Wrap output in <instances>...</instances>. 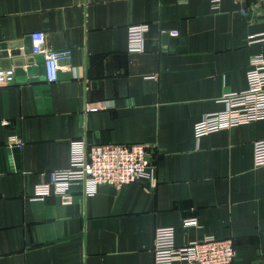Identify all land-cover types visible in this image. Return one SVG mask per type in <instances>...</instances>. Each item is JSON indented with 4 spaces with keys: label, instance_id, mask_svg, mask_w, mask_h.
Masks as SVG:
<instances>
[{
    "label": "crops",
    "instance_id": "0c3cea01",
    "mask_svg": "<svg viewBox=\"0 0 264 264\" xmlns=\"http://www.w3.org/2000/svg\"><path fill=\"white\" fill-rule=\"evenodd\" d=\"M143 22L144 48L131 52L127 26ZM32 31L70 54L54 81L33 61L22 66L32 80L0 85V264H153L154 231L167 226L176 245L229 238L232 264H264V165L252 159L264 118L193 134L225 108L224 94L246 87L250 56L264 57V4L0 0V43L34 56L23 50ZM11 59L0 67L15 69ZM12 133L21 147L7 145ZM73 140L142 143L154 174L90 194L72 184L67 203L34 198L48 171L68 167Z\"/></svg>",
    "mask_w": 264,
    "mask_h": 264
},
{
    "label": "built area",
    "instance_id": "2783aa9c",
    "mask_svg": "<svg viewBox=\"0 0 264 264\" xmlns=\"http://www.w3.org/2000/svg\"><path fill=\"white\" fill-rule=\"evenodd\" d=\"M264 4V0H256ZM148 23H133L127 26V48L131 52L142 51L144 34ZM175 34L176 30L170 31ZM31 53L42 54L44 77L51 82L58 78L60 60L69 57L68 49H54L46 44L43 31L29 33ZM14 67H0V85L13 83ZM246 87L238 92L226 93L221 97L225 108L209 113L193 125L195 137L228 129L264 118V57L261 53L249 58L246 70ZM4 123H7L4 121ZM7 145L21 147V136L12 133ZM253 164L264 165V139L253 142ZM155 163L152 150L142 143H101L85 145L84 141L73 140L69 165L65 169L47 172L48 178L34 185V198L56 194L64 203L70 202L69 187L81 184L86 194L93 193L99 184L119 187L141 178L151 179ZM183 225H195L196 219H185ZM153 264H232L234 247L231 239L206 235L184 245H176L173 227H157L153 237Z\"/></svg>",
    "mask_w": 264,
    "mask_h": 264
},
{
    "label": "water",
    "instance_id": "95a60500",
    "mask_svg": "<svg viewBox=\"0 0 264 264\" xmlns=\"http://www.w3.org/2000/svg\"><path fill=\"white\" fill-rule=\"evenodd\" d=\"M19 44L16 42H1L0 43V49L2 50L0 52L1 57L5 56H11V62L12 65L15 66V74L17 76V81H24L26 80V75L29 76V80H32L33 74H34V67L33 66H27L26 69L24 70L22 66L26 63L29 64L33 61H36L40 63L38 66V70L41 74L44 73L43 65H42V60L43 56L42 54H36L34 56L27 55L25 57L19 56L20 50L18 49ZM23 50L24 53L28 54L31 51V48L29 44L25 41L23 44Z\"/></svg>",
    "mask_w": 264,
    "mask_h": 264
}]
</instances>
